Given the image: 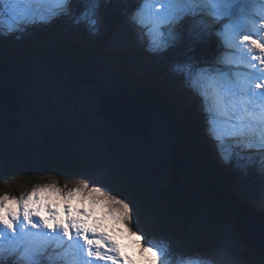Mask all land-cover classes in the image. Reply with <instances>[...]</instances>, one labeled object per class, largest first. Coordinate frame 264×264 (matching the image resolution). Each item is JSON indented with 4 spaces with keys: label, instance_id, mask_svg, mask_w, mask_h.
Returning <instances> with one entry per match:
<instances>
[{
    "label": "rangeland",
    "instance_id": "1",
    "mask_svg": "<svg viewBox=\"0 0 264 264\" xmlns=\"http://www.w3.org/2000/svg\"><path fill=\"white\" fill-rule=\"evenodd\" d=\"M131 5V0H99L96 6L94 17L96 23L94 26L91 25L90 19H85L78 14L79 9L83 7L82 4L73 5L74 11L72 13H61L59 6L55 3H44L27 6L31 7L33 12L22 15L19 19L10 14L0 15V36H12V39L11 37H0L5 44L10 42L9 45L12 46V51L7 48L5 51H0V59L14 57L13 55L17 56L29 44L38 51L41 46H44L47 38L44 31L45 27L61 21L64 26L56 35L54 34V46L58 48L59 44L67 42L79 49L95 48L94 54L89 60V77L98 82L104 90L115 89L117 86L115 78L122 69L129 73L133 80L141 78L161 79L164 87H160V93L165 95L167 99L174 97L180 101L181 107L177 111V116L182 122V134L179 130L178 136L179 139L186 142L185 139L187 138L183 136H191L190 128L197 126V122H193L191 119L194 114L190 112V116L184 108L188 107V110H192L190 109L191 104L188 102L192 98V92L196 94V91L189 87L192 85L187 73L178 71L177 68L196 65L193 62L196 57L191 54L194 58L192 60L190 56L186 55L187 57H185L181 54L180 59L165 61L164 52L169 50L170 46L164 50L151 52L149 50L151 42H147L148 46H144L145 43L142 41L140 45L135 35H139L142 39L141 31L133 28L127 22ZM137 7L139 5H133L131 11ZM4 12L7 13V9H4ZM9 29H14V31L10 32ZM184 36L190 38L187 34ZM148 37L152 41L153 37ZM179 41L172 45V48L179 46V50L181 48L185 52L187 49H183ZM194 47L196 46L192 45L193 51L199 55L200 51ZM174 48L172 49L173 56L176 54ZM214 49L216 46H213L211 53ZM189 51L191 52V50ZM185 54L187 53L185 52ZM30 64L31 62L28 63L27 71L23 76V86L17 88V96L21 102V110L18 112L21 119L19 134L27 138V142L32 146H37L40 144V140L36 136L37 131L40 128H55L66 146L76 154V158L69 169L60 171L59 175L25 172L18 178L10 177L3 180L0 182V192L18 195L20 192L30 190L34 184L46 182L51 176H56L61 184L66 179L69 180L70 186L81 178H87L90 181L95 180L120 194L134 207L138 219L136 227L141 229L150 240L157 243L161 241L167 246L168 252L164 257L166 264H185L189 261L192 264H201L202 261L209 258L214 259L215 264H225L224 261L227 264H233L231 256L237 264H251L249 260L257 264L256 258L252 255L253 250L246 254V258L242 255L241 241L245 243L248 234L237 226V222L232 216L226 215L217 224L216 231L219 236L213 243L195 250L180 252V246L188 236L183 229H179L180 222L175 207L163 203L161 208L164 211L161 215L150 206L145 210L146 215H143L136 210L131 196L122 195L120 190L116 188V174L122 170L121 162L116 156V150L121 147L131 148L136 171L139 174L146 175L149 168H159L156 177L150 176L151 188L162 189V186H167L171 172L162 143L165 140L167 142L173 140L172 133L168 128L163 127L161 121L157 120L160 117H156V114L152 117V126L148 135L132 133L127 137H117L114 135L110 124L96 112L98 101L94 98L96 90L93 89L92 83L69 91L70 78L74 77L73 74L70 77L69 70L65 67H60L58 63H55L54 68L47 66L45 68L36 63H32V66ZM11 76L0 72V79L11 78ZM68 91L71 92L70 97ZM197 117L200 118L199 112ZM186 124H189L190 127ZM196 133L197 137L200 138V133L202 135L203 131ZM188 140L186 144H188ZM197 142L194 137L192 147L195 149L199 147ZM205 146H207L206 143ZM224 146L227 149V145ZM212 149L217 152L216 148ZM212 156L209 153V161H213ZM191 157L195 167L194 171L196 173L203 171L200 161H205L204 157L202 155ZM218 159L222 162L216 163L220 168L211 167L214 172L219 173L224 178L222 189L224 194L220 195L228 198L249 214L264 220V210L254 203V200L264 198L261 195V190L264 189V182L260 179L262 170L258 171L259 179H249L244 175L248 170L245 169L244 172L240 170L234 153L228 162L221 159L219 153ZM194 192L195 196H193ZM214 194L218 196L219 193L217 194L210 184H200L198 187L194 186L190 189V200L198 205H206L216 199ZM159 216L162 217L164 223L154 221ZM244 232L246 233L245 240H239L241 238L239 235H243ZM7 262L11 264V261H6V264ZM44 264H48L46 258Z\"/></svg>",
    "mask_w": 264,
    "mask_h": 264
},
{
    "label": "snow or ice",
    "instance_id": "2",
    "mask_svg": "<svg viewBox=\"0 0 264 264\" xmlns=\"http://www.w3.org/2000/svg\"><path fill=\"white\" fill-rule=\"evenodd\" d=\"M98 2L0 0V15L19 19L33 12L27 6L44 3L72 13L73 5L82 4L78 14L94 26ZM132 2L139 7L129 12L128 22L154 36L150 51L164 50L185 34L214 41L216 49L202 66L177 70L187 73L201 98L206 133L221 159L256 150L264 167V0ZM229 142L231 151L225 153ZM137 224L134 207L103 183L81 178L70 186L69 180L61 184L51 176L18 195L0 192V264H44L45 258L48 264H166L167 246L150 240ZM121 239L130 242L122 245ZM132 247L137 260L125 251ZM201 264L215 262L209 258Z\"/></svg>",
    "mask_w": 264,
    "mask_h": 264
},
{
    "label": "trees",
    "instance_id": "3",
    "mask_svg": "<svg viewBox=\"0 0 264 264\" xmlns=\"http://www.w3.org/2000/svg\"><path fill=\"white\" fill-rule=\"evenodd\" d=\"M63 22L58 21L50 26L45 27L46 41L44 46H41L36 51L32 46H28L16 56L0 59V72L12 75L11 78H4L12 80L17 88H21L24 84V73L27 71V65L31 62V66L36 63L46 68H54L55 63L60 67H65L69 70L70 77L73 74L74 78H70V89H78L82 86H87L92 83L95 92H102L111 94L117 99L129 98L136 103L144 104L150 107L153 114H156L158 121H161L163 127L172 133V140L178 141L184 151L188 162L195 172L199 184H210L218 193H224L222 188L215 182L211 165L206 162L205 158L201 160V167L203 171H194L195 167L192 162V157L202 155L199 151L191 149L192 143L188 138V144L179 139L178 132L181 133V125L176 116L175 108L167 101V97L162 93H158L153 87L151 78H141L133 80L131 75L124 69L117 75V86L112 90H104L96 81L89 77L90 64L94 49H79L75 48L70 43L64 42L59 44L58 48L54 46V34L60 31L63 27ZM201 44L202 42H199ZM174 48V47H173ZM0 51H3V43H0ZM175 52L185 53L178 48ZM51 52V53H48ZM51 54V55H50ZM200 55V52H199ZM201 57V55H200ZM201 59V58H200ZM33 63V64H32ZM76 71V72H74ZM14 75V76H13ZM68 91V96L71 92ZM173 90L171 89V92ZM163 128V129H164ZM180 128V129H179ZM182 134V133H181ZM36 136L40 140V144L32 146L27 142V138L17 132H10L0 129V182L6 179L18 178L25 172H32L39 174L54 173L59 175L60 171H66L73 164L76 154L73 153L64 141L59 137L58 130L55 128H40ZM182 137V135H181ZM184 137V136H183ZM185 138V137H184ZM131 148L121 147L116 150V156L121 162V171L116 174V188L120 190L122 195L131 196L135 203V208L138 212L146 215L149 206L158 208V203L163 199L169 197L173 203H179L181 207H188L191 214L187 217H180L181 224L179 229H183L188 238L180 246L181 251H191L213 243L217 239L219 233L216 231L219 219L224 215L218 207L210 205L208 212L199 211L195 204L188 203L190 200L186 195L184 196L175 188H170L172 193L166 194L160 191L154 194L152 198L149 195H144L148 191L147 178L136 171L134 164V154ZM261 165L256 160L255 163L245 172L249 179H259V170ZM146 190V191H145ZM175 199V200H174ZM159 214H163L162 209H157ZM154 221L164 223L162 217H157ZM261 264H264V257L258 255ZM7 264H10L7 262Z\"/></svg>",
    "mask_w": 264,
    "mask_h": 264
},
{
    "label": "water",
    "instance_id": "4",
    "mask_svg": "<svg viewBox=\"0 0 264 264\" xmlns=\"http://www.w3.org/2000/svg\"><path fill=\"white\" fill-rule=\"evenodd\" d=\"M94 98L98 101L96 112L103 116L110 124L115 136L127 137L132 133H140L142 135H148L150 133L152 126L151 119L154 117L150 107L136 103L128 98L117 99L111 94H105L99 91L94 93ZM20 110L21 102L17 96V85L12 80L0 79V129L17 132L21 121L18 116ZM162 145L166 152L167 162L170 166L171 178L169 182H167V186H162V189L151 188L150 176L156 177L159 173V168H149L146 175L141 173V175H144L148 180V191L145 193L143 190V194H147L153 198L154 194L158 191L166 194L172 193L170 188L173 187L190 199V189L194 186L198 187L201 183L199 184L198 178L195 172H193L181 144L175 140H169L168 142L165 140ZM210 169L215 182L223 189L224 178L219 173L214 172L212 167ZM195 192L193 196H195ZM216 193L218 194V192ZM220 194L224 193H219L218 196L214 194L216 199L206 205H198L191 200L187 201L190 204H195L198 210L204 213L208 212L205 209L210 205L221 209L224 215L219 219L217 224H219L226 215L232 216L237 222V226L248 234L247 240L253 250L252 255L256 258L257 264H261L258 255L264 257V220L249 214L234 202ZM163 203L175 207L180 224L182 221L180 217H187L191 214L190 208L181 207L179 203H173L169 197L163 198L158 203V208L152 207L155 208L156 211L157 209H162V211H164L163 208H161ZM245 232L243 236H246Z\"/></svg>",
    "mask_w": 264,
    "mask_h": 264
},
{
    "label": "bare ground",
    "instance_id": "5",
    "mask_svg": "<svg viewBox=\"0 0 264 264\" xmlns=\"http://www.w3.org/2000/svg\"><path fill=\"white\" fill-rule=\"evenodd\" d=\"M131 2H132V0H131ZM133 5L135 6L136 4H134L133 2H132V5L130 6L131 7V9H132V7H133ZM131 9H130V11H131ZM128 22V21H127ZM222 26V25H221ZM58 33V32H57ZM131 33V32H130ZM140 34V33H139ZM55 35H56V33H55ZM141 35H142V39L139 37V35L138 36H136L135 35V38H138V43L141 45L142 44V41H144V43L145 44H143L144 46L145 45H147V42H151L150 41V39H149V37L147 36V35H145L144 33H142L141 32ZM131 36H132V34H131ZM0 37H2V38H5V37H11V39H12V36H7V35H4V36H0ZM153 38H154V36H152ZM1 41H0V43H3V51H5V49L7 48L9 51H12V46H10L9 44H10V42H8V43H4L2 40L3 39H0ZM141 40V41H140ZM147 40V41H146ZM12 43H14V41H12ZM133 43H134V41H133ZM179 43H181V45H182V48L183 49H187L186 50V53L187 54H185V53H179V52H176V56L174 55H172V52H173V48H172V45L169 47V50H167L166 52H164V58H165V61H167L168 59H169V61H173L174 59L175 60H177V59H180L181 58V56L183 55V56H185V57H187L186 55H188V56H190V58L192 59V60H194V58H193V54L195 55V60L193 61L194 62V64H196L197 66H202V61L203 60H205V59H208V58H210V53H211V51L213 50V46H216V45H214L215 43H214V41L213 42H202L201 44H199L198 43V41H194L192 38H186L185 36L184 37H182V39H180V41H179ZM197 43V44H196ZM142 45V46H143ZM192 45L194 46H196V47H194V48H196V50L197 51H200V55H201V57H200V55H197L194 51H193V49H192ZM28 46H32L31 44H29V45H27L26 47H28ZM148 46V45H147ZM26 47H24V48H26ZM33 47V46H32ZM175 47V46H174ZM23 48V49H24ZM34 48V47H33ZM176 48V50H178V48H179V46H177V47H175ZM35 49V48H34ZM191 50V52L189 51V50ZM172 50V51H171ZM13 51H15V50H13ZM140 51V50H139ZM214 51H215V49H214ZM151 52H153V51H151ZM14 53V52H13ZM182 54V55H181ZM192 54V55H191ZM219 55H223V53H218ZM177 57V58H176ZM185 57H183V58H185ZM201 58V59H200ZM154 62H156L155 60H154ZM185 79V81H187L186 80V78H184ZM151 82H153V87L155 88V90L158 92V93H160L161 91L159 90L160 89V87H164V83H163V81L161 80V79H158V78H153V79H151ZM192 90H194L193 89V86H189ZM187 90V89H186ZM185 91V90H184ZM188 94V93H187ZM125 99V98H124ZM129 99V98H128ZM167 99V98H166ZM133 101V100H132ZM167 101L170 103V104H172L173 105V107L175 108V111H176V116H177V111H179V109H180V105H179V102L180 101H178V100H176L174 97H172V99H167ZM135 102V101H134ZM188 103H190L191 104V108L190 109H192L191 111L190 110H188V107H185L184 109L185 110H187L188 111V113H189V115L191 116V114H190V112L191 113H193L194 115L193 116H191V119H192V121L193 122H197V126H193V127H191L190 128V131H191V136H188V135H186V136H184L185 138H188V139H190L191 140V143H192V141H193V138L195 137V139L198 141L197 143H198V149H195L194 147H191V149H195V152H198V151H200V153L201 154H203L204 155V158H205V160H206V162L207 163H209L213 168L214 167H217V168H220V167H218L217 165H216V163L217 162H219V163H222V162H220L219 161V159H218V150H217V146H216V143L210 138V136L206 133V116H207V114L203 111V105H202V101H201V98H200V96L199 95H197V93L195 94L194 92H192V98L190 99V101L188 102ZM185 104V103H184ZM195 107V108H194ZM194 110V111H193ZM198 112L200 113V118L198 119V117H197V115H198ZM177 118H178V116H177ZM178 120H179V123H180V125H181V127H182V122L180 121V119L178 118ZM187 126H189L190 127V125L189 124H186ZM185 125V126H186ZM203 126V127H202ZM199 127V128H198ZM199 129V130H198ZM203 131V134L201 135V133L200 132H202ZM196 132H199L200 133V138H198L197 137V133ZM202 140V142H200V140ZM204 140V141H203ZM205 143L207 144V146H205ZM226 145H227V149L226 148H224V150H225V153H226V151H231V144H230V142L229 143H226ZM225 147V146H224ZM212 148H216V150H217V152H215ZM209 153L210 154H212L213 156H212V159H213V161L212 160H210L209 161V159H208V155H209ZM234 155L236 156V158H237V161H238V163H239V165H240V167H245V169L246 170H248V168L252 165V164H249V163H255L256 161L255 160H257L258 161V163L261 165V163H260V157H259V154L256 152V150H249V151H247V152H242V153H240V155H236L235 153H234ZM216 161V162H215ZM216 168V169H217ZM260 170H262V172H260V179L261 180H263V182H264V167H260ZM244 175L246 176V173H244ZM247 177V176H246ZM92 180H94V179H92ZM95 181V180H94ZM252 196V195H251ZM261 198V197H260ZM254 203L255 204H257L256 206H258V207H260V208H262L263 210H264V198L263 199H260V200H254ZM241 238L239 239V240H245L244 238H245V236H243L242 234L241 235H239ZM134 238L135 237H132V239L134 240ZM160 240H163V239H160ZM159 240V241H160ZM130 241L128 240V239H121L120 240V243L122 244V245H125V244H128ZM161 242V241H160ZM241 245L243 246V256L246 258V254L248 253V252H251V247L250 246H248L249 245V242H248V240H245V243L244 242H242L241 241ZM125 251L130 255V256H132V258L134 259V260H137V259H139V255H138V250H137V248H135V247H132V248H126L125 249ZM226 255H230V254H226ZM225 256V255H224ZM224 256H223V261H224ZM231 256V255H230ZM197 260V259H196ZM214 260V259H213ZM218 260V259H217ZM230 260V259H229ZM231 262L233 263V264H237V262H235L234 260H233V257L231 256ZM202 261V260H201ZM249 262L251 263V264H254V262L253 261H250L249 260ZM224 263L225 264H227L225 261H224ZM185 264H192V263H190V261H189V263H185Z\"/></svg>",
    "mask_w": 264,
    "mask_h": 264
}]
</instances>
